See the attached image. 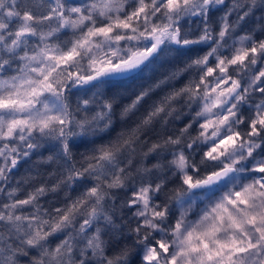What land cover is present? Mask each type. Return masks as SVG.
<instances>
[{
    "label": "snow or ice",
    "instance_id": "snow-or-ice-1",
    "mask_svg": "<svg viewBox=\"0 0 264 264\" xmlns=\"http://www.w3.org/2000/svg\"><path fill=\"white\" fill-rule=\"evenodd\" d=\"M0 264H264V0H0Z\"/></svg>",
    "mask_w": 264,
    "mask_h": 264
}]
</instances>
